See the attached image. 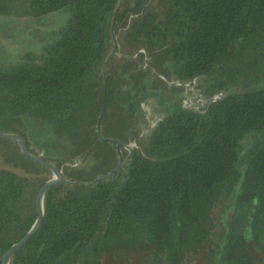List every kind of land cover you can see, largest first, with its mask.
I'll use <instances>...</instances> for the list:
<instances>
[{
	"label": "trees",
	"instance_id": "1",
	"mask_svg": "<svg viewBox=\"0 0 264 264\" xmlns=\"http://www.w3.org/2000/svg\"><path fill=\"white\" fill-rule=\"evenodd\" d=\"M118 1L0 0L1 17L65 15L39 53L26 51L22 64L0 67V131L21 134L16 125L22 119H42L55 135L72 142L73 156L94 159L89 146L97 141L104 94L101 81L97 100L95 82L109 51ZM130 19L129 42H140L151 54L150 63L173 67L183 80L214 74L217 67L220 71L234 48L231 62L251 50V62L238 61L246 88L208 101L201 111L178 108L140 138L132 114L122 111V125L137 144L125 165L92 184L48 189L40 228L9 264H76L82 254L75 253L93 239L114 244L131 237L166 251L167 264H189L186 254L200 253H217V264H264V69L256 68L264 64V0H122L114 33ZM152 52L159 54L158 62L152 61ZM130 62L118 68L126 70L121 76L108 65L106 105L114 102L118 85L140 84L124 78ZM256 70L263 71L250 74ZM236 75L225 71L218 85L238 84ZM213 91L210 86L208 92ZM82 127L89 130L80 136ZM0 144L24 157L25 169L36 174L0 167L2 264L5 252L35 222L36 195L47 180L41 174L48 169L12 141L0 138ZM243 168L244 181L234 199ZM92 169L72 168L64 175L91 181L97 176Z\"/></svg>",
	"mask_w": 264,
	"mask_h": 264
},
{
	"label": "rangeland",
	"instance_id": "2",
	"mask_svg": "<svg viewBox=\"0 0 264 264\" xmlns=\"http://www.w3.org/2000/svg\"><path fill=\"white\" fill-rule=\"evenodd\" d=\"M53 14L54 15L50 14L46 18L39 21L25 19V21H23L22 23L13 22L19 21L15 19H4L3 21H0V40L6 39V34H13L18 30H21L20 35L17 37L20 41L25 30L31 28H35V30L38 29L34 32L36 34V39L32 38V43H34L33 46H30L28 44V48L26 49V51L37 54L41 50V47L44 43L56 36L55 30H57L63 24L65 15L61 13V11L55 12ZM45 20H47L48 24L46 26H42L41 23ZM130 22L131 19L126 28L119 29L115 33L118 47L116 55L111 60L109 65L118 74L121 72L120 69H118L120 65L124 62L131 61L130 63L132 67L129 71H127L131 75L128 73L124 74L125 80L127 79L130 85L134 82L135 84L136 82H139V85L145 83L144 87L147 93H141L142 98L138 97L137 100L133 102L134 107L130 109V113L132 114L133 118L132 122L136 126L135 128L137 129V133L140 134L139 138L142 136L144 137L147 134L148 130L154 125V123L163 116L165 110L169 106H173L176 101L179 102V105L181 107L201 111L203 107H205V104L208 103V101L211 102L213 96L216 97L215 99H220L228 93L235 94L239 90L246 88V86H244L247 81L245 79L246 76L241 73V70L243 62H251L253 60L252 55H250V53H252L251 50L249 51L248 49H246L243 52L242 56H240L241 59H237L231 62L236 54L234 48L231 50V54L228 56V58L224 61V65L222 67H219L220 71L217 67L214 74L198 76L192 81L183 80L176 77L173 67L169 66V69L165 70L163 67L158 66V64H154V66L152 63H150L151 54L148 52L147 48L142 46L140 42H135L133 44L129 42L125 34L130 32L131 30ZM8 45H6L4 41H0V66H9L19 63V57L22 53L21 50L11 49V47L18 48V46H11L13 45V42H9V40ZM111 45L112 40L109 42L108 50L110 49ZM122 55H125V57L123 58ZM133 56L136 57L133 58ZM152 61L158 62L159 54L152 52ZM238 61L242 63L239 65ZM256 68L264 69V64L262 68L260 65ZM231 69L232 71L237 73L236 78L239 79V83L237 84L230 82L227 83L228 85H225L224 87L219 86L218 84L220 80H222L221 75L225 73V71L228 72ZM125 71L126 70H123L120 73V76ZM261 71H251L250 74L257 75L258 72ZM250 74L248 73L249 76ZM138 75H144L146 77L143 78L142 76L137 81H135L134 78L130 77ZM96 79L97 80L95 82L96 85L94 90L98 93L96 95L98 100L101 81L102 91L103 93H105V97L108 86L107 81L104 85V76L102 75V72H99V75ZM113 85L114 82L112 83V86ZM210 86L214 87V91L212 93L208 92ZM117 87L118 88L114 89L116 91L112 92V94L114 95V102L111 104H108L107 102L106 105L105 99V108L102 117V133L105 137L117 139L121 144H123L124 141L128 139V141L125 143L131 145V147L137 148L136 141H134L135 138L131 136V133L128 131V129L123 127V121L119 116L122 111L128 109L124 107V104H121V101L127 94V92H130L131 90L130 88H128V86H126V83H124L123 85H118ZM91 114L92 110L88 114V118ZM16 126L18 128V131L23 135L24 139L26 138L28 140V147L32 152L35 151L38 147L42 148L46 151L45 159L58 165V167L61 168L63 172L71 170L72 168L86 169L93 165L92 171L94 173H97V175H100L105 173L109 169V167L113 165V163H115L116 165L118 161V152L113 144L102 142L98 138L97 141H94L89 146V151H92L94 159L92 156H87L84 158L80 155L73 156L72 142L70 143V141H68V139H66L67 137L64 135H55L50 126L42 124V122L38 119L28 117L27 119H22L20 122H18ZM87 130H89L88 127H82L79 131L80 136L86 134ZM110 151H113V154L110 155V158H104L105 154H109ZM25 164L26 162L24 157L18 155L17 153H13L10 146L0 144L1 168L9 169L18 174L26 175L28 177H36V174L30 173L25 169ZM41 176H45L47 179L50 178V170L48 169L47 172H43ZM153 252H149V254L146 255L139 254L135 256L133 262L135 264H138V260H140V258L142 259L144 255L145 257H147V264H161L160 255H156L155 257H153ZM120 255L122 256L123 254ZM127 262V258L121 259L120 257H118L114 259L110 264H126ZM142 264H145V262H142Z\"/></svg>",
	"mask_w": 264,
	"mask_h": 264
},
{
	"label": "flooded vegetation",
	"instance_id": "3",
	"mask_svg": "<svg viewBox=\"0 0 264 264\" xmlns=\"http://www.w3.org/2000/svg\"><path fill=\"white\" fill-rule=\"evenodd\" d=\"M46 17H43V18L38 19V20H33V21H39V20H42ZM4 19H8V18L0 16V21H3ZM10 19H12V18H10ZM23 21H25V19H21L19 21H13V22L22 23ZM32 23H34V22H32ZM22 27H24V26H22ZM36 30H38V29H36ZM36 30H35V28L25 30L26 33L25 32L23 33V36H22L20 41L18 40L19 38H17V37L20 35L21 30H18L16 33H13V34H6V39L0 40V41H4L6 45H8V40H9V42H13V45H11V46H13V47L18 46V48H12L11 47V49L21 50L22 53H21V56L19 57V63H17V64H22V61L23 62L26 61V60H23V54L26 52V49L28 48V46H27L28 44L30 46H33L34 43H32L33 42L32 38L36 39L35 38L36 34L34 33ZM58 30L59 29H57L55 31L57 32ZM122 57L124 58L125 55H122ZM134 57H136V56H133V58ZM0 67H5V66H0ZM144 85H145V83L138 85L137 88L128 87V88H130L131 91L127 92V94L124 96V98L121 101V104H124V107L128 108V109H125L127 112H130V109L132 107H134L133 102L135 100H137L138 97L142 98V94L147 93ZM178 108H181V106L179 105V102L176 101L173 106H169L165 110L163 116L177 110ZM38 120L41 121L42 124L46 125L44 120H42V119L41 120L38 119ZM17 135H19L22 138V140L24 141L25 145L28 146V142H27L28 140L26 138L24 139L22 134H17ZM124 145L130 146V147H131V145L123 143V144H121V147H120V150H121L124 158H126V161H125V163H126L129 156L131 155V153L133 152V150L136 147H131V151H129L126 147H124ZM114 147H115V145H114ZM27 149L29 150L30 148H27ZM39 149L42 150V148L38 147L33 152L31 151V149L29 151H31L32 153L39 155L41 158L45 159L46 155L44 157L42 155H40ZM125 163H124V165H125ZM56 166L58 167V165H56ZM63 174H64V172H63ZM123 239H127V238L124 237ZM149 252H153L152 253L153 257H155L156 255H160L161 264H167V252L166 251L158 249L157 247H154L153 245L151 246L146 239L140 240L139 238H133V237H131L130 240H127V241L122 240L119 243H114V244H110L109 241L99 240L98 238H96V239H93V241L90 242L89 244L84 245L75 254H82L81 258H79V260L76 264H110L114 259H116L118 257H120L121 259L127 258L128 262L126 264H135L133 262L135 259V256H137L139 254L146 255V254H149ZM120 254H123V255L121 256ZM144 255H143L142 259L140 258V260H138V264H142V262H145V264L148 263L147 257H145ZM186 255L188 256L187 257L188 262L190 261L189 264H217V253H215V254L200 253V254H186ZM117 264H121V263H117Z\"/></svg>",
	"mask_w": 264,
	"mask_h": 264
},
{
	"label": "water",
	"instance_id": "4",
	"mask_svg": "<svg viewBox=\"0 0 264 264\" xmlns=\"http://www.w3.org/2000/svg\"><path fill=\"white\" fill-rule=\"evenodd\" d=\"M121 4H122V0H119L117 6L115 8V11L113 13V16H112V21H111V25H110V37L112 40V45H111L107 55L105 56V58L102 62V66H101V71H102V73H104V85L106 84V81H107V78L109 75L108 65L111 62V60L114 58V56L116 55V51H117V47H118L117 38H116L115 33H114V26H115L117 12H118L119 8L121 7ZM51 15H54V14H51ZM63 23H64V21H63ZM47 24H48L47 20L42 21V23H41L42 26H46ZM36 25H39V24H36ZM102 100H103V102H102L101 110H100V113L97 117V121H96V125H95L96 136L102 142H107V143L115 145V148L118 152V161H117L116 165L110 171H108L105 174L97 175L91 181H72V180L67 179L65 177V175L63 174V171L59 167H57L54 163H52L46 159H43L39 155H36V154L32 153L31 151H29L27 149L24 141L22 140V138L19 135L15 134V133L0 131V138L12 141L13 143H15L18 146L20 152L23 155H25L27 158H29L35 162H38L39 164L45 166L51 172L50 178H48L44 182V184L40 187V189L38 190L37 195H36L35 204H36L37 216H36L35 222L31 226V228L28 230V232L21 238V240H19L15 244H13L5 252L3 259H2V264H9L10 259H11L12 255L14 254V252L17 251L22 246H24L27 243V241L30 239V237L33 236L38 231V229L40 228L41 222L43 220V199H44L45 193L47 192L48 189H50L53 186L63 184V183H68V184L79 183L82 185L92 184L97 180L107 178V177L114 175L117 171H119L123 167V165L126 161V158H124V156L120 150L121 143L117 139L105 137L102 133L101 122H102V117H103L104 108H105V93L103 94ZM212 101L213 100H211V102ZM124 147H126L129 151H131L130 146L124 145ZM241 156L242 155H240L239 158ZM244 176H245V170L243 168L241 178L239 179V181L236 185V188H235V192L233 195L234 199L236 198V196L240 190V187L242 186V183L244 181ZM234 203H235V201H233V205H234Z\"/></svg>",
	"mask_w": 264,
	"mask_h": 264
},
{
	"label": "built area",
	"instance_id": "5",
	"mask_svg": "<svg viewBox=\"0 0 264 264\" xmlns=\"http://www.w3.org/2000/svg\"><path fill=\"white\" fill-rule=\"evenodd\" d=\"M233 93H228V94H226L225 96H227V95H232ZM216 97L215 96H213V98L211 99V100H213V101H215V100H218V98L217 99H215ZM39 154L40 155H42L43 157L46 155V152L42 149H39Z\"/></svg>",
	"mask_w": 264,
	"mask_h": 264
}]
</instances>
